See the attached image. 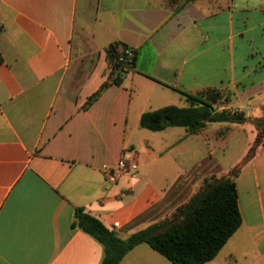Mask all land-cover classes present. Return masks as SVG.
Instances as JSON below:
<instances>
[{
  "label": "crops",
  "instance_id": "1",
  "mask_svg": "<svg viewBox=\"0 0 264 264\" xmlns=\"http://www.w3.org/2000/svg\"><path fill=\"white\" fill-rule=\"evenodd\" d=\"M114 42L134 50L130 70L112 73ZM0 51V264H101L77 208L122 237L145 228L240 164L264 117V0H0ZM209 88L249 120L141 127ZM122 157L139 169L112 183ZM235 182L242 224L203 264H264V144ZM120 264L173 263L142 243Z\"/></svg>",
  "mask_w": 264,
  "mask_h": 264
},
{
  "label": "trees",
  "instance_id": "2",
  "mask_svg": "<svg viewBox=\"0 0 264 264\" xmlns=\"http://www.w3.org/2000/svg\"><path fill=\"white\" fill-rule=\"evenodd\" d=\"M126 47L128 46L122 42H114L107 47L106 54L112 73L128 71L134 66L135 55L131 63L120 59L124 56ZM2 62L0 51V64ZM119 82L118 77L113 79V83ZM106 86L107 84L101 90ZM101 90L90 98L91 102L98 98ZM233 94L217 88L206 89L197 95L187 94L189 106L167 105L147 111L142 114L140 125L152 131L179 126L190 132H197L207 122L245 123L249 119L242 112H233L227 108L217 110L216 106L222 98L229 99ZM255 124L258 128L255 143L245 159L228 175L213 174L206 177L199 189L171 214L126 237L120 236L99 217L83 208H77L75 224L104 247L101 264H120L128 252L142 243L150 245L173 264H203L216 258L242 224L235 177L264 144V117L255 119Z\"/></svg>",
  "mask_w": 264,
  "mask_h": 264
},
{
  "label": "built area",
  "instance_id": "3",
  "mask_svg": "<svg viewBox=\"0 0 264 264\" xmlns=\"http://www.w3.org/2000/svg\"><path fill=\"white\" fill-rule=\"evenodd\" d=\"M135 52L131 47H126L125 54L120 59L125 62H132ZM139 165L138 162L130 157H122L120 161L113 167L107 168L105 173L107 179L114 183L118 180L120 176L134 174L138 171Z\"/></svg>",
  "mask_w": 264,
  "mask_h": 264
},
{
  "label": "rangeland",
  "instance_id": "4",
  "mask_svg": "<svg viewBox=\"0 0 264 264\" xmlns=\"http://www.w3.org/2000/svg\"><path fill=\"white\" fill-rule=\"evenodd\" d=\"M230 98H231V99H230ZM232 98H233V96H232V97H229V99H227L226 97L222 98V100L220 101V103L218 104V106H220V105H222V104H227L229 101L232 100ZM181 104L185 105L186 103H181ZM136 148H137V150H138L137 145H136ZM230 149H231V150L228 151V153H227V154H228L227 157H228V158H229V156H230L231 158L236 157L237 154H238V151H237L236 146H235V147L233 146V148L231 147ZM208 177H210V176H208ZM203 182H204V181H203ZM203 182H202V184H203ZM202 184H201V185H202ZM187 187H188V186H185L184 189H187ZM187 193H189V192H187ZM187 193H185V194H187Z\"/></svg>",
  "mask_w": 264,
  "mask_h": 264
}]
</instances>
